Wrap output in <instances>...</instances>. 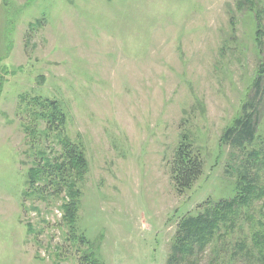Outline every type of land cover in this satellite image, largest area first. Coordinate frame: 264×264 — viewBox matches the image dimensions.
<instances>
[{
	"label": "rangeland",
	"instance_id": "obj_1",
	"mask_svg": "<svg viewBox=\"0 0 264 264\" xmlns=\"http://www.w3.org/2000/svg\"><path fill=\"white\" fill-rule=\"evenodd\" d=\"M259 75L264 134V0H0V264H169L177 222L235 194L220 138ZM34 96L58 101L62 134L83 146V242L68 239L63 193L24 195L39 151L59 141L57 131L44 138L42 121L33 143L27 135L22 100ZM183 138L203 171L179 193L170 163ZM263 201L212 264H229L237 240L252 255L230 264H264L251 239L264 233ZM214 248L196 263L210 264Z\"/></svg>",
	"mask_w": 264,
	"mask_h": 264
},
{
	"label": "trees",
	"instance_id": "obj_2",
	"mask_svg": "<svg viewBox=\"0 0 264 264\" xmlns=\"http://www.w3.org/2000/svg\"><path fill=\"white\" fill-rule=\"evenodd\" d=\"M259 36L260 32L256 30V40L260 45ZM258 78L260 79L256 81L253 95L248 97L240 113L233 118L231 125L224 129L220 138L221 144L229 148V161L225 172L234 177L235 194L218 201L207 200L198 206L197 211L188 212L177 222L176 232L170 244L169 264H197L198 256L211 243L216 251L213 252L214 260L212 259L210 264L213 261L216 263L219 253H222L220 248H226L223 238L231 236L236 228L240 227L238 223L243 213L252 219V206L264 198V134L259 133L260 114L256 108L262 75ZM22 102L24 111L32 117L24 128L27 135L33 138L32 143L39 134L33 125L41 121L46 124L42 131L46 140L48 133L55 131L59 137L57 143L53 142L52 154L44 147L39 151V159L33 161L27 173L28 188L24 195L36 191L38 197L48 194L58 197L63 193L59 207L62 224L67 226L70 235L68 239L83 242L84 237L82 234L78 235L76 226L80 196L78 185L88 170L83 146L62 134L65 114L58 101L34 96L31 100L23 99ZM55 146H59V150H55ZM170 171L173 184L179 193L189 189L203 171L200 154L185 138L181 139L174 149ZM261 210H264V201L261 203ZM251 239L264 258V233L256 230ZM236 243L232 245L234 252L229 257V264L237 257L252 255L251 248L244 240H237ZM81 262L98 264L89 256L82 258Z\"/></svg>",
	"mask_w": 264,
	"mask_h": 264
}]
</instances>
